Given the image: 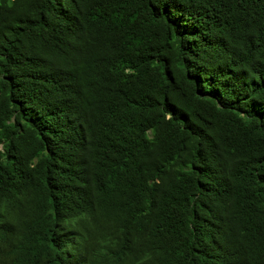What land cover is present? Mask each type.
<instances>
[{
	"label": "trees",
	"instance_id": "1",
	"mask_svg": "<svg viewBox=\"0 0 264 264\" xmlns=\"http://www.w3.org/2000/svg\"><path fill=\"white\" fill-rule=\"evenodd\" d=\"M0 264H264V0H0Z\"/></svg>",
	"mask_w": 264,
	"mask_h": 264
}]
</instances>
